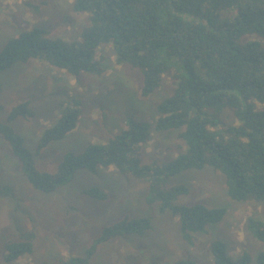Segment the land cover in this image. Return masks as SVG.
Listing matches in <instances>:
<instances>
[{
  "label": "trees",
  "instance_id": "trees-1",
  "mask_svg": "<svg viewBox=\"0 0 264 264\" xmlns=\"http://www.w3.org/2000/svg\"><path fill=\"white\" fill-rule=\"evenodd\" d=\"M73 9L89 15L79 41L53 39L47 29L34 27L11 38L0 51V74L17 63L31 61L65 70L77 79L84 72L100 73L95 56L101 45L112 47L118 65L128 64L142 72V97L161 86L172 65L182 73L174 76L173 94L158 105L155 122L128 117L126 128L106 144L67 153L55 173L37 169L34 153L11 125L18 117L35 116L30 103L15 106L8 122H0V135L23 164L32 187L49 194L71 181L79 170L97 173L111 167L147 179L152 193L149 202H159L162 212L171 211L179 218L182 237L191 246L194 234L205 233L209 224L221 222L227 211L202 204L176 206L175 198L187 189H159L160 175L167 178L212 167L225 176L230 199L264 202V110L259 109L264 106V45L258 39L241 42L246 36L264 38L262 0H75ZM62 112L59 121L42 134L37 151L76 129L81 117L79 103L64 106ZM226 112L232 113L234 123L225 121ZM179 129H183L179 138L185 147L178 157L163 169L141 165V148L153 130ZM83 193L107 199L99 188ZM14 196L12 187L0 183V197ZM151 228V218L125 219L106 228L98 241L123 234L143 236ZM248 229L264 245V222L250 218ZM34 239V233L27 232L21 241L7 243L6 262L14 264L31 255ZM210 251L214 264L252 262L247 252L234 258L221 240L214 241ZM94 253L95 244L86 257L55 264H90ZM256 261L264 264V248ZM174 264L196 263L189 258Z\"/></svg>",
  "mask_w": 264,
  "mask_h": 264
},
{
  "label": "rangeland",
  "instance_id": "rangeland-1",
  "mask_svg": "<svg viewBox=\"0 0 264 264\" xmlns=\"http://www.w3.org/2000/svg\"><path fill=\"white\" fill-rule=\"evenodd\" d=\"M74 3L75 0H0V51L11 38L34 27L47 29L53 39L79 41L89 15L75 12ZM257 39L264 45V38L257 35L246 36L241 42ZM95 60L101 72H84L78 79L40 61L17 63L0 74V122H8L15 106L30 103L35 116L18 117L11 125L34 153L41 172H57L69 152L82 153L89 145L106 144L126 128L128 117L155 122L158 105L173 94L174 76L182 73L172 65L161 86L145 98L142 72L128 64L118 65L112 47L101 45ZM72 102L79 103L81 109L76 129L37 151L42 134L59 121L63 107ZM259 109L264 110V106ZM224 119L235 122L230 112L224 114ZM182 131L153 130L141 148V165L163 169L178 157L185 147L179 138ZM158 180L161 190L187 189L175 198L176 206L224 208L226 216L219 223L209 224L205 233L194 234L191 246L182 237L179 218L171 211L162 212L159 202H149L150 182L113 167L101 168L97 173L79 170L56 191L41 193L29 183L23 164L0 135V183L15 192L13 198L0 197V264H9L5 260L6 244L21 241L27 232L35 235L33 253L14 264H55L71 257H86L94 244L90 264H174L189 258L196 264H214L210 246L217 240L228 245L234 258L247 252L251 264H257L264 245L248 229V221L253 218L264 222V202L230 199L225 176L212 167L167 178L160 175ZM91 188H99L107 199L83 193ZM142 218H151L152 222L151 230L143 236L123 234L98 241L106 228L125 219Z\"/></svg>",
  "mask_w": 264,
  "mask_h": 264
}]
</instances>
